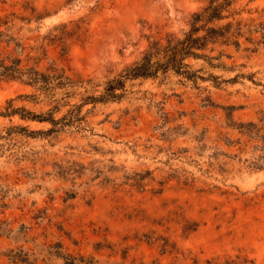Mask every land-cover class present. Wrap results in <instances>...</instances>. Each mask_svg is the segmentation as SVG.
Listing matches in <instances>:
<instances>
[{"label": "rangeland", "instance_id": "rangeland-1", "mask_svg": "<svg viewBox=\"0 0 264 264\" xmlns=\"http://www.w3.org/2000/svg\"><path fill=\"white\" fill-rule=\"evenodd\" d=\"M209 1L0 0V15L31 18L35 8L40 19L18 22L14 36L34 57L46 52L42 67L104 82L154 42L183 38ZM225 15L219 25L241 24V36L209 46L218 67L188 61L197 82L174 72L130 82L122 100L85 106L58 134L6 117L53 106L31 87L0 83V221L24 224L32 240H0V264H12L9 249L56 243L98 264H264V170L250 167L261 152L248 133L250 123L264 128V0H233Z\"/></svg>", "mask_w": 264, "mask_h": 264}, {"label": "trees", "instance_id": "trees-1", "mask_svg": "<svg viewBox=\"0 0 264 264\" xmlns=\"http://www.w3.org/2000/svg\"><path fill=\"white\" fill-rule=\"evenodd\" d=\"M4 4L7 3L4 2ZM232 4L233 0H210L202 11L193 15L190 30L183 38L170 36L166 44L160 41L154 42L139 62L125 68L115 78L104 82L94 79H74L67 74L65 69L58 68L55 64L47 68L42 67L46 52H43L42 57H34V48L27 46L14 36L18 22L30 23L33 19H40V16L34 14L35 8H31L33 13L31 18L18 16L16 13L0 15V83L18 82L31 87L35 92L31 96L33 99L43 98L53 106L46 113L36 114L26 109H12L10 103L9 109L12 110L5 116L17 115L22 120L50 124L52 128L41 133L53 135L74 126L76 122H81L83 118L80 114L85 106L122 100L130 82L140 79H157L170 72L188 81L197 82L200 76L191 71L188 61L191 59L205 60L211 67H218L213 64L217 58L206 54L209 46L220 40L230 42L241 36V24H238L236 28L231 22L219 25L228 18L225 14L229 12ZM235 44L239 46L238 41ZM99 88H102V91H98ZM79 89L86 90L88 95L82 96L80 104L71 105L70 100L77 95ZM96 93L99 94L96 95ZM66 106H71V109L62 118H55L56 112ZM248 126L251 140L257 143L255 150L261 152L257 162L251 163L250 167L253 170H264V128L254 123ZM241 128L244 126L242 125ZM196 229L197 226L193 231ZM4 238L11 239L17 245L28 244L32 241L29 237V229L24 224L14 229L10 222L0 221V240ZM35 247L36 252L22 246L9 249L4 255L12 264H38L39 261L51 264L53 260L62 261L63 264H98L93 258H76L66 253L61 243L42 247L35 245ZM96 251L101 252L103 248L97 246ZM2 254L0 250V256ZM123 258L126 259L125 256ZM153 264L162 263L154 261ZM194 264L200 263L195 262ZM203 264H249V262L240 257L235 259L229 257L224 261L210 259Z\"/></svg>", "mask_w": 264, "mask_h": 264}]
</instances>
